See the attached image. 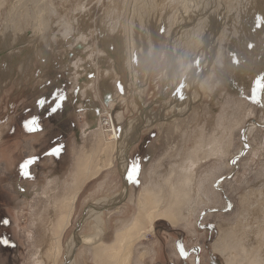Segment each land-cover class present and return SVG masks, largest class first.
<instances>
[{
    "label": "rangeland",
    "instance_id": "374dc122",
    "mask_svg": "<svg viewBox=\"0 0 264 264\" xmlns=\"http://www.w3.org/2000/svg\"><path fill=\"white\" fill-rule=\"evenodd\" d=\"M7 1L8 8L13 7L12 11L9 12L6 8H2L0 14V130L2 132H0V221L7 219L9 223L7 225L0 223V238H7L9 244H0V264H35L37 255L41 252L45 253L42 246H44L50 222L57 223L61 218L64 203L75 191L73 181L78 165L94 167L93 164L100 165L102 159L108 160V158H111L113 166L102 170L97 177L89 179L78 191L73 204L70 225L61 237L63 252L56 259L55 264L63 262L66 243L72 237L78 220L81 217L85 218V211L90 208L89 204L101 198H111L116 194H122L125 196L119 203L115 202L116 204L110 205L111 207L106 205L96 207L97 210L102 211L103 223L101 236H98V239L99 237L101 239H97L95 243L97 242L100 250H104L102 251L103 261L108 262L109 260L110 262L112 251L108 248L113 245L120 234H123L125 228L134 226L132 222L141 209L144 216L147 215L146 210L155 215L163 212V203L157 205L158 209L142 205L144 202L142 199L146 193L145 188L148 186L156 189L161 186L165 187L167 179L186 163L188 169L193 167L190 170L195 171L194 185L195 192H198V204L195 201L192 210H189L188 217L184 220H176L174 223L163 216L160 218L154 216L150 224V221L142 215L143 221H146H144V228L142 227L144 237L140 241L133 242L131 264H139L137 261L141 251L147 253L144 264H230L227 261L230 254L225 253L220 246L216 247L219 243L217 241L223 237L224 231L233 226H239L242 216L240 202L249 203L254 191L264 189V107L246 98L250 96L252 81L264 73V27L255 32L251 30L256 15H264V0H258L254 8L241 12L239 18L237 17L238 30L241 34L238 40H233L237 36L225 40L224 35L227 30H224L221 25V14L219 11L216 14L212 11V16L211 14L210 16L215 19V22L218 20V29L216 35L214 34V39L218 40L217 38L222 35V44L224 43L221 45L224 48L225 57L223 68L221 65L224 86L209 97L202 94L196 98L192 97V92L195 91L192 88L182 91L187 95L183 102L188 99L189 104L184 107L182 103V108L177 110H175L176 106L181 99L175 94L181 88L184 75L179 74L178 82L175 81L177 82L174 86L176 89L167 88L163 79L170 66L177 71H181L182 67L177 61H174V64L168 63L166 52L162 51L163 43L167 39L166 16L168 12L163 13L164 17L157 35L158 51L154 57L155 51L148 50L153 45L150 42L142 43L139 40V46L141 44L142 46L139 50L137 49V52L142 55V59L138 65L135 64L137 70L133 73L131 69L134 64H128L126 61L127 47L124 44V37L119 32L112 33L106 23L107 13L104 12L110 0H71V2L70 0L67 2L52 0L58 7L59 3L64 4L62 6L66 9L60 10L58 16L55 15L56 22L52 23L54 32L48 33L46 39L42 36L43 38L36 41L30 37L29 28L14 31L13 26H17L15 24L17 22L13 21L14 17L10 19L12 13L19 12L20 7L29 8L30 4L28 3L27 6L23 0ZM210 1L213 2V0ZM81 5H83L80 9L82 11L78 10ZM215 6V3L208 5L211 9ZM26 8L23 9L24 12ZM131 10L128 9L127 12ZM63 16L70 17L72 22L78 18L72 33L65 37L62 36L60 29ZM220 29L224 31L221 33ZM93 30L96 39H90L88 44L86 40H79V43L75 41L80 34L91 33L93 35ZM52 34H57V37L55 36L54 39ZM74 43L83 45V47L77 46L76 48ZM249 44H253V49L248 47ZM98 49L101 54H99V60H96ZM104 51L106 57L103 55ZM135 59L137 63V55ZM234 59H239L240 63L237 65L233 62ZM106 70L115 79L110 78L109 74L105 73ZM88 73H94V78L89 79ZM49 80H51L50 85ZM117 82L123 85L122 94L116 87ZM57 86L66 89L68 100L61 111L50 118H44L43 113L35 106V101L41 96L49 95ZM77 88L79 89L78 94L75 91ZM107 92L111 94L108 102L105 99ZM164 95L166 96L163 97ZM263 97L264 95L261 98L262 103H264ZM163 98L165 99L161 106L160 99ZM110 103H113L111 105L114 109L109 113L113 115L115 128L120 129L119 134L122 135L125 134L123 133L126 130L124 128L130 121L137 119L133 123L137 125L144 116L153 115L155 117L157 115L156 117L159 118L151 124L147 119L144 120L140 126L142 129L137 141L127 151L125 174L127 175L134 163L139 162L138 184L127 182L119 163L122 162L120 152L114 153L107 148L106 136H102L98 127L92 128L91 126L99 122L102 110H107L105 106L106 104L111 106ZM161 107H165V110ZM160 108L165 116L169 117L166 123L189 114L192 116L189 118V126L185 128V125L181 133L161 141ZM179 111L181 113H177ZM120 112L123 113L124 118L121 122H119L120 118H117ZM34 115L41 117V130L28 132L22 122ZM194 118L195 120L192 121ZM89 125L91 127H88ZM190 125L194 127L190 128ZM203 126L206 130V133L204 132L205 141L206 139L219 140L224 150L223 155L207 156L206 154L199 159L195 156L196 152L192 153L193 156L190 154L189 150L193 146V141L199 135L196 133ZM132 128L133 126L127 129L131 131ZM187 129L190 133L192 132L191 135ZM224 132H227V135ZM221 135L222 138L225 137V140H221ZM55 143L65 145L62 154L58 158L44 156L45 151ZM212 143V141L209 142V146ZM245 143L248 145L246 149L244 148ZM33 156L39 158L38 162L29 168L32 178L25 179L19 175V165ZM232 159H236L235 164L230 163ZM124 180L127 183L125 186ZM217 181H220L218 185ZM248 222L253 224V228L255 227L249 234L255 239L254 241L248 239L250 246L242 248L243 251L241 248L235 249L236 254L234 255L236 256L233 258L238 259L234 261L235 264L245 262L244 251L256 244L255 240L258 241L257 252L262 246L264 247V223L257 226L252 219H248ZM82 224L78 230L82 236L86 237L95 233L93 220L85 219ZM149 225H153V228L149 229ZM178 242L187 253L185 257L180 255ZM93 244L94 242L87 245L82 241L78 245L74 251L77 264H98L92 252ZM42 254L39 256L41 257Z\"/></svg>",
    "mask_w": 264,
    "mask_h": 264
},
{
    "label": "bare ground",
    "instance_id": "6f19581e",
    "mask_svg": "<svg viewBox=\"0 0 264 264\" xmlns=\"http://www.w3.org/2000/svg\"><path fill=\"white\" fill-rule=\"evenodd\" d=\"M23 1L25 2V4H27V6H28V3L30 5H29V8L24 7L25 5L24 6L21 5L22 7L27 9V10L25 9V12L23 10L24 8L20 7L19 12H17L16 14L12 13L10 19L12 20V17H14L13 21L17 22V23H15V24H17V26L16 25L13 26L14 31L29 28V30L31 32L30 37L32 39H34L35 41L43 38L42 36H45V39H46L47 36L53 31V29H52L53 24L52 23L56 22L55 21L56 19L54 20L55 15L58 16L59 15L58 12L60 10L62 11V9H66L63 7L64 4L59 3L60 6L58 7L57 4H55L54 1H52V0H49V1H47V0H23ZM65 1L67 2V0H65ZM60 2H61V0H60ZM66 2H65V4H66ZM70 2H71V0H70ZM211 3H215L216 6L214 9H211L208 7V5ZM257 3H258V0H213V2L210 0H110L108 2V4H106V8H105V6L103 7V8H105V12L103 10H102V12L107 13L106 23L108 24L110 31L112 33L113 32L114 33L119 32L124 37V44H125V47H127V49L125 50L126 51V61L128 62V64L129 63L134 64L133 69L130 68L133 73H135L137 70V69H135V64L138 65L139 61L142 59V55H139V52H137V49L139 50L140 49L139 47L142 46V44L139 46V40H141L142 43H145L147 41L153 45V47L148 49V50L150 52L155 51L153 54V57H154V55L158 51L157 35H158V31L160 29L161 20L164 17L163 13L168 12V15L166 16L167 17V24H168V29H167V33H166L167 39L165 40V43H163L164 46H162L163 47L162 51L164 53L166 52L168 60L166 58L165 59L167 60L168 63L172 62V64H174V61H177V62H180L178 65H181L182 67H181V71H177L174 67L168 66L169 69L166 70V73H165L166 75L163 76L164 83H165L164 85H166L167 88L172 87L173 89H176L174 86L177 84L178 79L180 78L179 74H180V76L184 75L183 83L181 84L180 90L182 89L181 91H184L188 88L195 89L196 92L195 91L192 92V97L196 98L200 94L205 95L206 97H209V96H211V94L217 93L218 89L219 88L221 89V86H224L223 85L224 77L222 76V70H221L223 68V60L225 58L224 52H223L224 48L221 45H223L224 43L222 44V42H223L222 35H221V37L219 35L220 38H217L218 40L214 39L215 38L214 34L216 35L217 29H218L217 28L218 20H217V22H215V19H213V17H211L212 11L214 12V14H216L217 11H219V13L221 14V21H222L221 25H222L224 30H227L226 35H224L225 40H229L231 38L233 39L235 36H237V37L234 38L233 40H235V39L238 40V37L241 34H240V31L238 30L239 26L237 25L238 24L237 17L239 18V15L241 12H244L246 10H251L252 8H254V6H256ZM7 5H8L7 0H0V14H1L2 8H6L7 11L9 10V12L12 11L13 7L8 8ZM66 6H68V5H66ZM70 6L72 7L71 4H70ZM82 8H83V5H81L78 10H80ZM128 9H132V10L130 12H127ZM208 9H209V11H208ZM80 11H82V10H80ZM74 12H76V10ZM84 13H85V11H84ZM210 14H211V16H210ZM79 15H80V13H79ZM82 15H84V14H82ZM57 16H56V18H57ZM80 16H79V18H80ZM104 16H105V14H104ZM66 17L67 16H63L62 21H60V24L62 26V27H60V29L62 30L61 34L64 37L69 36L72 33V31L74 30V27L76 26V22L78 19V18H76V21L72 22L70 17L69 18H66ZM102 17H101V19H102ZM94 18H95V16H94ZM80 19H82V18H80ZM100 23L103 24L102 22H100ZM89 27H91V26H89ZM58 29H59V27H58ZM94 30H93V35L91 33H85L82 35L80 34V36H78L75 39V41L77 40V42L79 43V40H81V41L86 40V43L88 44L90 39L91 40L96 39L94 36ZM107 30H109V29H107ZM224 30L220 29L221 33ZM55 36L57 37V34L53 35L54 39H55ZM90 36H91V38H90ZM50 37L52 39V36H50ZM64 37H63V39H64ZM260 37H262V36H260ZM71 38H72V36H71ZM164 39H165V37H164ZM60 41H62V40H60ZM78 43L77 44L74 43L76 45V48H77V46L83 47V45H79ZM93 43H94V41H93ZM74 44H73V46H75ZM93 46L95 47V43ZM118 46H116V47H118ZM148 47H150V45H148ZM66 50H67V48H66ZM99 51L100 50L98 49L97 50L98 53L96 52L98 54V55H96L97 56L96 60H99V58H100L99 54H101V53ZM145 53L147 54L146 49H145ZM103 55L106 57L105 51L103 52ZM136 55L138 56L137 63H136V59H135ZM92 59H90L91 62H92ZM221 65H222V68H221ZM3 66H4V64H3ZM225 66H226V64H225ZM225 66H224V68H225ZM109 68L111 69V67H109ZM105 73H108L110 78L112 77L111 73L108 72V70H106ZM101 76H102V74L100 73V77ZM112 78L115 79L114 77H112ZM176 80H177V82L175 83ZM97 81H99V80H97ZM95 88L98 90V86H96ZM180 90H178V91H180ZM183 95H184V98L187 97L185 92H183ZM165 96L166 95H164L163 97H165ZM110 98H111V94H110ZM110 98L107 99V97H106L105 99L109 100ZM120 99H122V98H120ZM164 99L165 98L160 99V105L161 106H162ZM164 102H166V101H164ZM182 103H183L184 107H187L189 104V100L187 99V101L184 100V102H183V99H182L180 101V103H178V105L176 106V109L175 108L174 109L175 110L181 109ZM111 104H113V103H110V105ZM108 106L109 105L106 104L105 107L107 108V110L106 109L102 110V113H101L100 118H99V122L94 123L91 126H92V128L98 127L100 132H102V136L103 135L106 136V140H107L106 143L108 144L107 148H110V150L114 153L120 152L121 161H122V162H119L120 167H122V172L124 173V175H126L125 174V169H126L125 160H127V158H126L127 151L129 150L130 146L137 141L139 134H140V131L142 129V127H140V126H142L144 120H146V119L148 120V123L151 124L152 121H156V119H159V118L156 117L157 116L156 114H155L156 115L155 117L153 115L150 117L144 116L142 119H140V123H138L137 125L133 124L134 121H136L137 119L134 121H130L126 124V126L124 128V129H126L123 132L125 134L122 135L121 133L119 134L120 129L117 130L115 128V126H114L115 122L113 119V115H111V113H109L114 108L112 107V105L109 107ZM161 108H163V107H161ZM161 108H160V114H159L160 119H161L160 120V132H161L160 133L161 134L160 139H161V141L163 139H166V138H171L177 133H181L182 132L181 130L185 125H186L185 128L187 127V125L189 126V124H190L189 118H192V116H189V114H187L183 118H177L174 121H170L171 123L170 122L166 123L168 121L169 117L165 116V113L162 111ZM191 109L192 108H190V110ZM244 109H245V107H244ZM177 113H181V112L179 111ZM191 113H192V111H191ZM193 114L194 113H192L191 115H193ZM118 117L120 118L119 122H121L124 119L123 113L120 112L118 114L117 118ZM194 120H195V118L192 121H194ZM198 122H199V120H198ZM210 122H211V120H210ZM107 123H111L113 125V127L111 128V131L108 130ZM241 123H242V120H241ZM91 126L89 125L88 127H91ZM131 126H133V128L130 131V129H127V128H130ZM104 127H105V129H104ZM192 127H194V126L190 125V128H192ZM221 127H223V126L221 125ZM174 128L176 130H172ZM219 128H220V126H219ZM189 131L190 130H188V132ZM191 131H193V130H191ZM205 131L206 130H205L204 126L200 127L199 131H197L196 134H199V135H198V137L197 136L196 137L198 139L196 138V140L193 141V146L189 150L190 154L192 155V153L196 152L195 156H196V158H199V159H202V157L206 154H207V156L218 155V154L223 155L224 150L222 149L219 140H210L209 141V139L208 140L206 139V141H205V139H204V132ZM0 132H1V130H0ZM194 132H196V131L194 130ZM248 132H250V131H248ZM191 133H190V135H191ZM196 134H194V135H196ZM164 135H165V137H163ZM209 136H210V134H209ZM192 138H195V137H192ZM224 138H222V135H221V140ZM210 139H211V137H210ZM207 141H208V143L209 142L211 143V141L213 143L210 144V146H209ZM227 143H228V141H227ZM206 144H208L207 145L208 147H206ZM186 164L183 167H181L180 169L176 170L173 173V175H171V176L169 175L170 176L169 178L167 177L168 179H167V182L165 183V185H166L165 187L164 186L162 187L160 185L161 187L158 189L151 188V186H148V188H145L146 193L144 194V197L142 199V201H144L142 205L143 206L145 205L148 208H155L156 207V209H158L159 206H157V205L160 203H163L164 204L163 212L162 213L158 212L155 215L152 212H149L148 210H146L147 215L144 216L142 209L140 210V208H139V210L141 212L138 213V215L134 218V221L132 222V224L134 226L132 228L131 227L125 228L122 232L123 234H120L117 237L116 241L113 243V245H111L108 248L110 251H112V255L110 257V262H109V260H108V262H105L106 261L105 259H104L105 261H103V256H102L103 252L102 251H104V250H100L97 242L95 243V241H97V239H98V236L99 235L101 236V226L103 223L102 217H101L102 211L100 209L97 210L96 207L100 208V207H104L105 205L109 207L112 204L114 205L115 202L119 203V201H121L122 197H124L125 195L116 194L115 196H113L111 198H101L94 203H90L89 204L90 208H88V210L86 211L85 218L82 219L81 225H83L82 223H83V221H85V219L90 218L94 222L95 233L85 237V236H82L80 234V232H78V231L75 233L73 232L72 237L66 243L65 257H64L63 262H61V264H77L75 262V258H74V251L78 248V245L82 241L84 242V244H87V245H88V243L94 242L93 250H92V248H90V249L92 250L94 258L96 259L98 264H131L132 260H133V250L132 249L134 248L133 247L134 246L133 244L135 243L134 241L135 240L140 241L144 237L142 230L144 228V225H145L144 223L146 221L145 220H144L145 222L143 221V219H142L143 217H146V219L150 221V224H151L152 219L154 220V216H158L159 218H160V216H163L166 219H168L169 221L174 223L176 220H184L185 218H187L188 214L190 212L189 210H192V208H193V203L195 204L197 201H199L198 192H195L196 187L194 185L195 171L190 170L193 167L188 169ZM78 166L79 167L76 170V176H75L74 181H73V185L75 186L74 187L75 191L72 194H70L71 196L69 195V199L67 198L68 201L66 203H64L65 205H64L62 215L60 214L61 218L57 221V223L55 224L53 222H50V226H49V228H47V234L45 233L46 236H45L44 246H42V249L44 248L45 253L42 254L43 252H41L40 253V254H42L41 257L39 256L40 254L37 255V257L35 256L36 257L35 264H55L56 259L63 252V247L61 245V237L70 225V220H71V216L73 213V204L76 200L78 191L81 189V187H83V185L89 179H93V178L97 177V175L102 170H106V169L111 168L113 166V162H112L111 158H108V160L102 159L100 165L99 164H96V165L93 164L94 167H85L84 164L83 165L80 164ZM140 203H141V201L139 200V204ZM240 203L242 205L241 206L242 207V216H241L240 221H239V226L238 225L233 226L230 229H227L226 231H224L225 233H222L223 237L219 238L217 241V242H219L218 246L214 245L216 247L220 246V248H222L223 251L225 250L224 251L225 253L227 252V254L228 253L230 254V257L229 258L227 257V259H228L227 261H229L230 264H235L234 261L238 260V259L235 260L233 258L236 256V255H234V254H236L235 249L239 250L241 248V250H242V248H244V247H249L250 242L248 239H250L251 241H254V239H255V238L254 239L252 238L253 235H249L250 232H252L251 230L253 228L252 227L253 224L251 225L250 224L251 222L249 223L248 219H252L253 223H255L257 226L264 223V189L259 190V191H254L253 197L251 198V201L249 203L248 202L243 203V201ZM197 204H198V202H197ZM143 209H145V207ZM149 210H151V209H149ZM107 211H109V210H107ZM142 215H143V217H142ZM155 218L157 219V217H155ZM155 222H157V221H155ZM136 226H138V227H136ZM151 228H153V225L150 226L149 229H151ZM134 235H137V236L134 237ZM260 238H261V236H260ZM100 239L101 238L99 237L98 240H100ZM257 239H259V237ZM257 242L258 241L255 240L254 243H256V244L252 243L253 246H251V248H248L249 250H247V248H246V251H244L245 262H242V263L240 262L241 264H245V263L246 264H264V247L262 246V248H260V250H259L260 252L259 251L257 252ZM261 244H262V242H261ZM99 246H100V244H99ZM148 251H149V249H148ZM217 251L219 252L220 250H217ZM254 251H256V252H254ZM107 252H109V251H107ZM151 252H152V250H151ZM225 253H224V255H225ZM146 254H147L146 252L141 251V253L139 254V258H138L139 260L137 261L139 264H144ZM136 255H134V256H136ZM151 256H149V257H151ZM107 259H109V258H107ZM232 259H234V260H232ZM240 259H241V257H240ZM174 261H176V259Z\"/></svg>",
    "mask_w": 264,
    "mask_h": 264
},
{
    "label": "snow or ice",
    "instance_id": "6c2138e0",
    "mask_svg": "<svg viewBox=\"0 0 264 264\" xmlns=\"http://www.w3.org/2000/svg\"><path fill=\"white\" fill-rule=\"evenodd\" d=\"M261 27H264V15L257 14L255 17L254 25L252 26V31L255 32L256 30L260 29ZM248 47L251 49L253 47V44H249ZM235 55V54H234ZM237 65L240 63L239 59H234L233 61ZM88 78L92 79L94 78V73H88ZM49 85L51 84V80L48 81ZM116 87L118 91L123 93V85L117 82ZM76 93L78 94L79 89L77 88ZM179 99H184V95L182 91H178L175 94ZM262 95H264V73L258 75L251 83L250 86V96L246 97L247 99H250L255 104H260L262 107H264V103L261 102ZM108 98H110V94H108ZM68 96L66 93V89L61 88L57 86L52 90V92L47 96H41L36 99L35 106L37 109L43 113L44 118H50L51 116L55 115L58 111H61L64 104L67 102ZM46 109V111H45ZM28 111V110H26ZM40 119L41 117L38 115H34L22 122L23 127L28 132H37L41 130L40 125ZM65 145L62 143H55L54 146H52L50 149L45 151L44 156H51L53 158H58L63 150ZM248 145L245 143L244 148L246 149ZM243 155V153H241ZM38 157L33 156L31 158L25 159L20 165H19V175L25 179H31L32 175L29 171L30 166L36 164L38 162ZM230 163L235 164L236 159H232ZM140 170L139 162L134 163L128 170L126 175L127 182L131 184H138V173ZM221 179H224V177H221ZM220 183V181H217V185ZM229 208L231 205L229 204ZM212 211H215V209H212ZM0 223L7 225L9 222L7 219H4L0 221ZM203 227V225H201ZM209 227H212L209 225ZM0 244L8 245L9 241L7 238H0ZM178 248L180 250V255L182 257H185L187 253L184 251L183 247L178 242Z\"/></svg>",
    "mask_w": 264,
    "mask_h": 264
},
{
    "label": "water",
    "instance_id": "95a60500",
    "mask_svg": "<svg viewBox=\"0 0 264 264\" xmlns=\"http://www.w3.org/2000/svg\"><path fill=\"white\" fill-rule=\"evenodd\" d=\"M125 177H126V176H125ZM125 177H124V178H125ZM125 185H127L126 180H124V186H125ZM124 188H126V187H124ZM87 210H88V209H87ZM87 210H86V211H87ZM86 211H85V212H86ZM82 219H83V217H81V218L78 220L77 225H76V228H75L74 231H73L74 233L77 232V231L79 230L80 225H81V222H82Z\"/></svg>",
    "mask_w": 264,
    "mask_h": 264
},
{
    "label": "built area",
    "instance_id": "2783aa9c",
    "mask_svg": "<svg viewBox=\"0 0 264 264\" xmlns=\"http://www.w3.org/2000/svg\"><path fill=\"white\" fill-rule=\"evenodd\" d=\"M108 129L111 131V128L113 127V125L111 123H107Z\"/></svg>",
    "mask_w": 264,
    "mask_h": 264
},
{
    "label": "crops",
    "instance_id": "0c3cea01",
    "mask_svg": "<svg viewBox=\"0 0 264 264\" xmlns=\"http://www.w3.org/2000/svg\"><path fill=\"white\" fill-rule=\"evenodd\" d=\"M108 94H110V92H107V99H108ZM107 99H106V100H107Z\"/></svg>",
    "mask_w": 264,
    "mask_h": 264
}]
</instances>
